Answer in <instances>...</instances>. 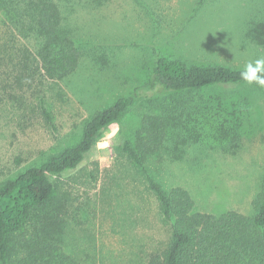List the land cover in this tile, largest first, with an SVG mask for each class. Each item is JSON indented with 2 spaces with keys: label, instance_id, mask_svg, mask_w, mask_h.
Returning <instances> with one entry per match:
<instances>
[{
  "label": "rangeland",
  "instance_id": "1",
  "mask_svg": "<svg viewBox=\"0 0 264 264\" xmlns=\"http://www.w3.org/2000/svg\"><path fill=\"white\" fill-rule=\"evenodd\" d=\"M62 4L82 52L77 71L63 81L43 76L35 41L0 10V185L76 145L95 113L148 85L158 58L244 68L264 56L248 34L264 19V0ZM198 104L204 114L191 118L187 112ZM166 111L175 118L173 135L150 162L162 186L185 188L200 212L252 213L264 167V88L222 85L185 95L142 89L79 167L51 177L56 190L48 207L60 204L63 248L81 264H146L167 247L159 202L122 150L145 114ZM212 114L220 124L234 123L236 136L226 132L227 123L212 130Z\"/></svg>",
  "mask_w": 264,
  "mask_h": 264
},
{
  "label": "trees",
  "instance_id": "2",
  "mask_svg": "<svg viewBox=\"0 0 264 264\" xmlns=\"http://www.w3.org/2000/svg\"><path fill=\"white\" fill-rule=\"evenodd\" d=\"M62 1L0 0V10L9 22L35 41L33 49L39 69L50 81H63L74 74L82 55L72 27L67 23ZM248 34L258 46L264 47V19L254 22ZM243 70L158 58L148 85L95 113L86 122L76 145L50 155L41 164L0 185V264H81L63 248L60 204H54L53 209L48 207L56 190L51 177L79 167L96 148L102 133L120 120L142 89L185 95L213 86L249 85L240 77ZM249 86L260 88L256 84ZM41 104L44 116L52 121L43 100ZM203 110L198 104L187 114L193 118V115H203ZM215 117L212 114V121L207 123L212 130L219 131L220 121ZM174 120L172 112L168 111L145 114L132 140L122 144L123 152L144 174L170 230L165 250L150 254L146 264H264V167L250 215L234 210L219 215L197 211L185 188H164L150 168V162L161 157L171 139ZM197 120L203 118L199 116ZM223 121L221 128L225 123L234 124L226 122L227 119ZM228 125L225 131L236 136V125Z\"/></svg>",
  "mask_w": 264,
  "mask_h": 264
},
{
  "label": "clouds",
  "instance_id": "3",
  "mask_svg": "<svg viewBox=\"0 0 264 264\" xmlns=\"http://www.w3.org/2000/svg\"><path fill=\"white\" fill-rule=\"evenodd\" d=\"M240 77L249 85L256 84L264 88V56L246 62Z\"/></svg>",
  "mask_w": 264,
  "mask_h": 264
}]
</instances>
